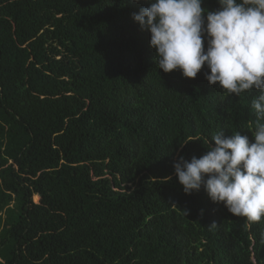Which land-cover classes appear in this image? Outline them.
Masks as SVG:
<instances>
[{"label":"trees","instance_id":"1","mask_svg":"<svg viewBox=\"0 0 264 264\" xmlns=\"http://www.w3.org/2000/svg\"><path fill=\"white\" fill-rule=\"evenodd\" d=\"M142 6L0 0V264H264V218L172 167L221 130L251 140L259 90L158 69Z\"/></svg>","mask_w":264,"mask_h":264},{"label":"clouds","instance_id":"2","mask_svg":"<svg viewBox=\"0 0 264 264\" xmlns=\"http://www.w3.org/2000/svg\"><path fill=\"white\" fill-rule=\"evenodd\" d=\"M132 13L150 34L154 60L164 73L204 78L225 96L259 90L251 102L256 120L252 139L241 132H217L207 151L172 163L185 194L203 187L210 201L250 223L264 218V0H218L209 11L203 0H135ZM189 142V141H188ZM185 142L184 144H186ZM182 144V145H184ZM171 179V177H167Z\"/></svg>","mask_w":264,"mask_h":264},{"label":"rangeland","instance_id":"3","mask_svg":"<svg viewBox=\"0 0 264 264\" xmlns=\"http://www.w3.org/2000/svg\"><path fill=\"white\" fill-rule=\"evenodd\" d=\"M33 200H34V202H35V196H34V199H33ZM35 203H36V202H35Z\"/></svg>","mask_w":264,"mask_h":264}]
</instances>
